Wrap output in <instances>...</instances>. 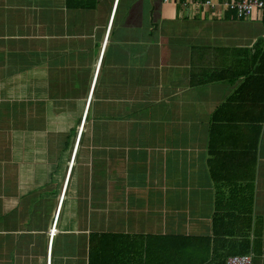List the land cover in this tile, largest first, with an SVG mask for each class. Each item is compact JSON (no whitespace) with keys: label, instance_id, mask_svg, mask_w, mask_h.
Wrapping results in <instances>:
<instances>
[{"label":"crops","instance_id":"1","mask_svg":"<svg viewBox=\"0 0 264 264\" xmlns=\"http://www.w3.org/2000/svg\"><path fill=\"white\" fill-rule=\"evenodd\" d=\"M87 1L0 0V264H264L262 15Z\"/></svg>","mask_w":264,"mask_h":264},{"label":"rangeland","instance_id":"2","mask_svg":"<svg viewBox=\"0 0 264 264\" xmlns=\"http://www.w3.org/2000/svg\"><path fill=\"white\" fill-rule=\"evenodd\" d=\"M102 6H103V2H102ZM102 10H103V8L101 7L100 9H99V11L97 12L98 14H101L102 13ZM73 87H74V89H75V93L73 94V95H75V97H76V99H73V100H68V102H69V106H68V109H70L71 110V112H73L74 111V114H70V116H68L67 118H68V121H67V119H66V114L65 113H62L61 115H60V117H59V119H60V121H58V122H60L61 124H62V126H61V128H60V130H59V132H58V134L57 135H55V134H52L51 136H50V138L51 139H54V140H56L57 142L58 141H60V140H63L64 142L65 141H68V137H70V140H69V142L71 141V140H73V134H71V135H69V132H67V133H64V128H63V122H67V125H68V127L69 128H71V130H73L74 132H76L77 131V127H78V124H79V117H77V115L75 114V112H77V113H79L81 110H83V112H82V117L84 116V114H86V111H87V104H88V101L90 100V91H89V93H88V89L87 88H89V85L88 84H83V82L82 83H80V84H73ZM69 88V85H63L62 86V94H64V92L67 90ZM91 88V87H90ZM40 90V89H39ZM38 90V91H39ZM90 90V89H89ZM73 104H74V106H73ZM85 104V105H84ZM89 122L90 123H92V115H91V117H90V120H89ZM39 123H41V121L40 120H32V124L34 125V126H37ZM57 123V121H55V119H54V116L53 115H50V116H48V124H49V131H51V132H54V127H55V124ZM82 125H83V122H81L80 123V125H79V128H78V134H79V132H81V128H82ZM90 126V125H89ZM89 126H87L86 127V131L88 132V127ZM78 134H77V136L75 137V140H73V141H71V142H75L76 140H78ZM89 134V133H88ZM88 134H87V139H89L88 138ZM86 138H85V140H87ZM42 140H44V139H42ZM64 151H63V166L65 167V166H67V169H68V165H69V162H70V160L68 161V158H69V155H68V151H69V149H68V147L67 148H64L63 149ZM71 157V156H70ZM71 159V158H70ZM66 160L68 161V162H66ZM81 161V160H80ZM83 170H85L86 171V168H84V167H82V166H80V172L81 171H83ZM77 172H78V169L76 170V172H75V176H76V174H77ZM66 175L67 173H64L63 172V175ZM74 194V189H73V191H71V195H73ZM69 200V199H68ZM54 201H53V204L52 205H50V208L51 209H48L49 211H48V213H53L54 212ZM67 206H68V204L66 203V206H65V209L67 208ZM69 208V207H68ZM69 210V209H68ZM66 212H67V209H66ZM65 212V213H66ZM47 213V212H46Z\"/></svg>","mask_w":264,"mask_h":264},{"label":"built area","instance_id":"3","mask_svg":"<svg viewBox=\"0 0 264 264\" xmlns=\"http://www.w3.org/2000/svg\"><path fill=\"white\" fill-rule=\"evenodd\" d=\"M181 5L187 9H197L195 14L202 9L218 11L224 8L225 10L238 13V16L249 17L258 12L264 18V0H185ZM83 128L84 125H82L81 134L83 133ZM55 227L51 232L52 238L56 234ZM48 264H51L50 257ZM227 264H253V261L250 255H237L230 257L227 260Z\"/></svg>","mask_w":264,"mask_h":264},{"label":"trees","instance_id":"4","mask_svg":"<svg viewBox=\"0 0 264 264\" xmlns=\"http://www.w3.org/2000/svg\"><path fill=\"white\" fill-rule=\"evenodd\" d=\"M185 0H174V3L178 4V5H181ZM68 3L70 4V0H68ZM95 4V2H94ZM90 6V3L87 1V0H82L81 3L77 4L76 6ZM233 12V11H231ZM235 15L238 16V13L236 12H233ZM239 18H244V16H238ZM63 113L65 114H69L70 115V111L69 110H66V108H63ZM82 110H81V113L79 115H77V117H79V124H78V127H77V131L74 132L73 130H71V128L68 127L67 125V122H63V128H64V133H67L69 132V135L73 134V140H75V137L77 136V133H78V128H79V125L81 122H83V125H84V128H83V134H82V137H81V141H84L85 140V132H86V126L88 125L89 123V120H90V116H89V112L87 111L86 113H88V115H85V117H82ZM56 114H54L53 116L55 117ZM59 117V115L57 116ZM67 119V117H66ZM68 121V119H67ZM70 140V137H68V141ZM71 140V141H73ZM242 255H247V253H242ZM237 256V255H235Z\"/></svg>","mask_w":264,"mask_h":264},{"label":"clouds","instance_id":"5","mask_svg":"<svg viewBox=\"0 0 264 264\" xmlns=\"http://www.w3.org/2000/svg\"><path fill=\"white\" fill-rule=\"evenodd\" d=\"M80 133H81V132H80ZM82 134H83V133H82ZM82 134L80 135V139H81Z\"/></svg>","mask_w":264,"mask_h":264}]
</instances>
